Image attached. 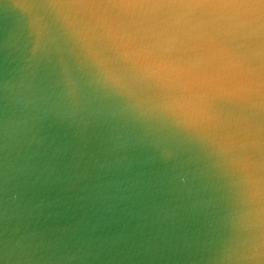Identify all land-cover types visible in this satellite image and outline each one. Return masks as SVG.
<instances>
[{"label":"clouds","instance_id":"clouds-1","mask_svg":"<svg viewBox=\"0 0 264 264\" xmlns=\"http://www.w3.org/2000/svg\"><path fill=\"white\" fill-rule=\"evenodd\" d=\"M0 264H264V0H0Z\"/></svg>","mask_w":264,"mask_h":264}]
</instances>
